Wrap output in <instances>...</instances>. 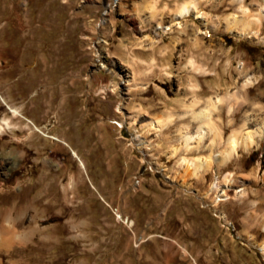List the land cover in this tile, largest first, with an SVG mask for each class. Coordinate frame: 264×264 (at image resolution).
<instances>
[{"label":"rangeland","instance_id":"obj_1","mask_svg":"<svg viewBox=\"0 0 264 264\" xmlns=\"http://www.w3.org/2000/svg\"><path fill=\"white\" fill-rule=\"evenodd\" d=\"M188 1L204 17L172 21ZM252 14L264 0H0V264H264V134L185 161L264 124V25L230 28Z\"/></svg>","mask_w":264,"mask_h":264},{"label":"bare ground","instance_id":"obj_2","mask_svg":"<svg viewBox=\"0 0 264 264\" xmlns=\"http://www.w3.org/2000/svg\"><path fill=\"white\" fill-rule=\"evenodd\" d=\"M242 8V12L243 9H245V6L242 4L241 5ZM249 11L244 10V14H248ZM190 15H195L198 18H203L204 17V13L198 11L197 8V4L195 3V1H188L183 3L179 9L175 12V14L172 16V21L176 20V19H181V18H185L188 17ZM250 17L243 21V20H238L237 18L234 21V24H231L232 26L230 27L232 30L233 28H235V26H237V24H239L240 22H242L243 24V31L246 33L247 31H249L252 26L257 27V26H263L264 25V16L262 14H255V15H249ZM247 17V16H246ZM151 18V17H150ZM152 18L149 20V24H151ZM164 22H160L159 23V29L163 28ZM157 42L152 40V45L154 46ZM199 41H196V44H198ZM200 69V68H199ZM124 71H126L124 77H131L132 75L129 74L131 73L128 69H124ZM127 81H129V79H127ZM257 84H259L258 79H253V78H248L245 82H243L242 84L240 82H237V91L235 93H232L230 95V97L232 99H237L238 97H241L242 93L247 92L250 88L255 87ZM245 95V94H244ZM208 105L201 110L200 113L195 114L194 115V120L199 121V123L201 124V127L198 131V135L196 137L194 136H190L188 134L184 135L183 137L185 138L186 144H187V149L192 150L193 147L190 145V141H192L194 138H199V139H203V135H202V131L204 128H209V130H212V127L215 125V123L212 120V115L214 112H216V110H218L219 105H221L224 101V97L217 95L216 97H210L207 100ZM0 102H2L0 100ZM5 102V101H4ZM198 104V100L195 99L192 102V107H194L195 105ZM9 107V106H8ZM264 108V107H261ZM11 111L15 114L20 115V111L19 109L10 107ZM233 110V106H230V112ZM248 113V112H247ZM258 114L253 113L250 115V117H248L244 123V127L247 126L248 122H252L255 123L256 121H258ZM159 127H162L161 124L158 125ZM247 129V128H246ZM0 130H2V126L0 125ZM262 130V131H261ZM262 133L264 134V124L260 127V130H247L244 131V136L242 141H240L237 137V132H235L234 134L231 135L230 139H229V144H230V148L231 150L228 153H224L222 155H220L221 157L219 159H215L214 157H211L209 160H204V159H197V160H187L185 159L186 162H188L189 164H191V166H195L196 169V173H198L199 171H205L206 169H210L211 167H213L214 165H221L219 162L222 161V163L228 161L229 159H231L234 155L238 154V150L239 148H246V149H250L253 146L256 145L257 141H256V136L257 134ZM63 142L66 146H70L68 143H66V141H60ZM72 151V150H71ZM176 152H178V149H176ZM74 155L75 157L79 158V154L74 151ZM219 179V178H218ZM232 180L230 179V182ZM216 188H219V183L215 184ZM220 189V188H219ZM262 251L264 253V243L261 245Z\"/></svg>","mask_w":264,"mask_h":264}]
</instances>
